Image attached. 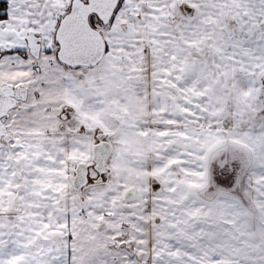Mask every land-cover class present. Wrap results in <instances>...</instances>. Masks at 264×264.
<instances>
[{
    "label": "snow or ice",
    "instance_id": "6c2138e0",
    "mask_svg": "<svg viewBox=\"0 0 264 264\" xmlns=\"http://www.w3.org/2000/svg\"><path fill=\"white\" fill-rule=\"evenodd\" d=\"M0 264H264V0H0Z\"/></svg>",
    "mask_w": 264,
    "mask_h": 264
}]
</instances>
